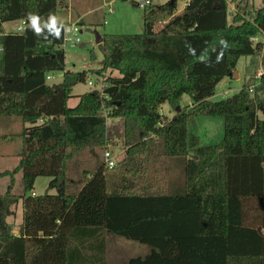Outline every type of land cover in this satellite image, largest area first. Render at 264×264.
Here are the masks:
<instances>
[{
	"label": "trees",
	"instance_id": "trees-1",
	"mask_svg": "<svg viewBox=\"0 0 264 264\" xmlns=\"http://www.w3.org/2000/svg\"><path fill=\"white\" fill-rule=\"evenodd\" d=\"M58 3L0 0V118L23 123L3 135L20 139L22 150L16 167L0 170L11 177L0 193V264H106L104 240H91L98 231L150 247L126 264H264V74L254 93L244 84L209 99L242 56L263 50L264 69V42L252 41L264 32V0L238 8L231 21L228 0H188L181 11L178 0L147 5L143 32L103 35V67L89 71L66 70L64 28L55 38L30 27V14L43 27ZM14 20H25L24 30L5 32ZM57 70L62 80L48 83ZM89 73L109 85L70 106ZM184 94L191 106L163 116L160 107L181 104ZM199 115L224 118L220 141L203 145L189 130ZM108 116L117 122L108 125ZM116 139L126 157L108 172L116 167L96 149ZM86 149L93 159L84 165ZM19 171L22 194L13 192ZM41 175L51 179L33 194ZM19 202L23 221L14 234L7 218Z\"/></svg>",
	"mask_w": 264,
	"mask_h": 264
},
{
	"label": "rangeland",
	"instance_id": "rangeland-1",
	"mask_svg": "<svg viewBox=\"0 0 264 264\" xmlns=\"http://www.w3.org/2000/svg\"><path fill=\"white\" fill-rule=\"evenodd\" d=\"M107 0H73V17L69 19L71 11L67 10L66 5L68 0H59L57 17L64 22H78L81 25V41L76 45L66 44L64 46L66 53V70L73 71H89L91 69H98L103 67L104 50L103 42L97 41V36L105 34H128V33H142L144 30V7L138 4H133L132 1L138 0H111V3L106 5ZM109 1V0H108ZM166 0H152L153 4H160ZM188 0H178L177 11H181ZM72 3V2H71ZM230 7L229 20L231 21L233 13L240 8L243 10L245 6L249 9L259 8L262 5V0H228ZM70 4V3H69ZM111 6L113 11H108ZM71 8V7H70ZM78 12L83 15L80 20ZM72 14V13H71ZM72 16V15H71ZM20 24L19 20L7 21L4 23L6 31H17V26ZM259 39L264 40V33L256 35ZM103 39V37H102ZM263 58V50L255 54L242 56L238 61V74L224 77L216 86L215 93L209 98L212 101H217L230 96L241 89L244 84H251L258 82L256 77L257 70L261 67ZM260 61V63H259ZM53 77L48 79V83L59 82L63 78V71H51ZM119 75L118 70L106 69V75ZM101 75V74H100ZM95 73H89L88 77L95 78ZM103 76V75H101ZM91 90L87 82H81L74 86L72 96L69 99V105L75 106L79 102V94ZM260 100L264 101V86L260 87ZM177 106H191L190 98L187 94L182 96L181 104L173 105L165 102L160 108L163 116L171 118ZM110 108V107H107ZM262 114L260 113V116ZM107 124L117 122V118L106 117ZM23 123L18 118H0V170L13 169L19 162L21 156L19 153L22 150V141L20 139L10 140L3 138V135L10 132L21 130ZM189 130L199 134L203 145H210L220 141L224 135V118L222 116H192L188 124ZM117 150L115 152V159L118 164L126 157V147L123 139H116ZM108 146L97 147L96 151L99 160L105 162V152ZM88 149L80 156L84 165L87 159H93L88 155ZM173 161V159H171ZM83 163L79 165L83 167ZM118 167L108 170V172L117 171ZM183 166V164L181 163ZM176 172L178 169L176 168ZM178 174V173H177ZM16 183L14 192L16 194L23 193V174L19 171L15 175ZM10 175L0 176V193H4L10 183ZM49 176L41 175L36 178L34 190L41 194L44 193L50 181ZM35 192V193H36ZM56 193L55 189L50 191ZM21 210V204H19ZM20 221H23L22 211L20 213ZM107 259L108 264H126L127 260L134 256H144L150 251L147 244L128 239L119 235H107ZM78 241V240H77ZM77 243V242H76Z\"/></svg>",
	"mask_w": 264,
	"mask_h": 264
},
{
	"label": "built area",
	"instance_id": "built-area-1",
	"mask_svg": "<svg viewBox=\"0 0 264 264\" xmlns=\"http://www.w3.org/2000/svg\"><path fill=\"white\" fill-rule=\"evenodd\" d=\"M111 0H107L106 1V5L110 4ZM136 3L140 6H147L150 4H153L152 0H138L136 1ZM108 11H113L112 7L109 6L108 7ZM26 26V22L25 20H20V24H18L17 26V31L16 32H22L24 30ZM66 28L68 30H65V35H64V43L63 45L65 46L66 44H70V45H76L77 43H79L81 41V25L78 22H68L67 24H65ZM264 33V32H263ZM252 41L254 43L260 42L264 40L259 39V37L257 36H253L252 37ZM0 51H1V44H0ZM264 74V69L261 66L257 72H256V77L259 79L258 82H254L249 84V90L251 93H254L256 88L260 85H262V75ZM95 78L92 77H87L86 82L87 84L90 86L91 89H96V90H100L103 91L108 85V81H106L105 76H101L100 74H95ZM53 77V74L49 73L47 75V79H51ZM117 160L115 159V151H112L111 148H109L106 152H105V164L108 168H114L117 165ZM33 194H35L33 192Z\"/></svg>",
	"mask_w": 264,
	"mask_h": 264
},
{
	"label": "crops",
	"instance_id": "crops-1",
	"mask_svg": "<svg viewBox=\"0 0 264 264\" xmlns=\"http://www.w3.org/2000/svg\"><path fill=\"white\" fill-rule=\"evenodd\" d=\"M69 1V3L66 5V7H67V10L69 11H71V13H70V16H69V19H70V17L72 18L73 17V0H68ZM72 2V3H71ZM71 7V8H70ZM72 15V16H71ZM83 15H81L79 12H78V17L75 19V21L76 20H80V18L82 17ZM56 17H57V15H56ZM58 23H59V21H58ZM64 23V22H63ZM68 23V22H67ZM66 23V24H67ZM64 25H65V23H64ZM3 29H4V24H3ZM4 31L5 32H8V31H6L5 29H4ZM259 63H260V61H259ZM238 66V65H237ZM3 118H7V117H3ZM8 118H12V117H8ZM15 118V117H14ZM20 131V130H19ZM16 132V131H15ZM6 139V138H5ZM10 140H17V139H10ZM116 150H117V147L115 146V152H116ZM113 151V150H112ZM19 163V162H18ZM16 167V166H15ZM15 187V186H14ZM35 191V190H34ZM13 192H14V189H13ZM36 192V191H35ZM34 192V193H35ZM37 193V192H36ZM19 204H21V202H19L18 203V205ZM16 206L15 207V213L13 214V215H10V216H8V218H7V220H8V222L9 223H11L12 224V227H13V233L14 234H19V227H20V224H21V221H20V213H21V211H22V215H23V208H22V210H21V208H20V206ZM21 207H22V204H21ZM107 235H108V233H106V232H101V231H98V232H96L92 237H91V240H93V243L95 244V245H97V246H99V245H101V242H102V240H104V242H105V245H106V240H107ZM110 235H112V234H110ZM94 249H95V247H94ZM106 253H107V246H106V248H105V258H106V264H108V259H107V256H106ZM78 264V263H77ZM81 264H83V263H81Z\"/></svg>",
	"mask_w": 264,
	"mask_h": 264
},
{
	"label": "clouds",
	"instance_id": "clouds-1",
	"mask_svg": "<svg viewBox=\"0 0 264 264\" xmlns=\"http://www.w3.org/2000/svg\"><path fill=\"white\" fill-rule=\"evenodd\" d=\"M30 27L34 31L36 35H41L44 32V29H47L48 34L54 36L55 38H59L61 34V29L64 28L68 30L64 23L60 21V19L54 15H50L47 23L41 26L40 17L34 14L29 15ZM59 21V26L57 22Z\"/></svg>",
	"mask_w": 264,
	"mask_h": 264
},
{
	"label": "water",
	"instance_id": "water-1",
	"mask_svg": "<svg viewBox=\"0 0 264 264\" xmlns=\"http://www.w3.org/2000/svg\"><path fill=\"white\" fill-rule=\"evenodd\" d=\"M132 3H133V4H137L135 1H132ZM97 41H98V42H101V41H102V36L98 35V36H97ZM237 74H238V72H237V70H235V71H234V76H236ZM178 109H179V106H177V110H178ZM110 148H111V150H113V151L115 150V146H114V145L111 146Z\"/></svg>",
	"mask_w": 264,
	"mask_h": 264
}]
</instances>
